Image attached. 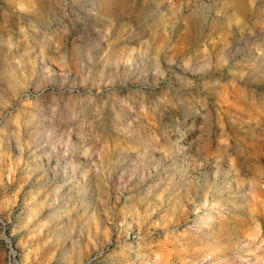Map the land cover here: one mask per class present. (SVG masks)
Wrapping results in <instances>:
<instances>
[{"label": "rangeland", "instance_id": "obj_1", "mask_svg": "<svg viewBox=\"0 0 264 264\" xmlns=\"http://www.w3.org/2000/svg\"><path fill=\"white\" fill-rule=\"evenodd\" d=\"M0 220L19 264H264V0H0Z\"/></svg>", "mask_w": 264, "mask_h": 264}, {"label": "built area", "instance_id": "obj_2", "mask_svg": "<svg viewBox=\"0 0 264 264\" xmlns=\"http://www.w3.org/2000/svg\"><path fill=\"white\" fill-rule=\"evenodd\" d=\"M0 224L3 226L2 229V235H3V239L9 244V252H8V261L7 264H19L18 258H17V254L14 251L13 247H12V243L6 238L5 235V227H4V222H2V220H0Z\"/></svg>", "mask_w": 264, "mask_h": 264}]
</instances>
